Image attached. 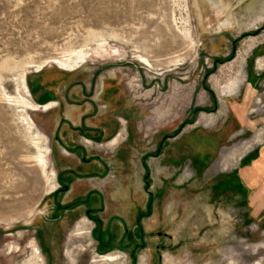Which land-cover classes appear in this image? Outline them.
<instances>
[{"label": "rangeland", "instance_id": "rangeland-1", "mask_svg": "<svg viewBox=\"0 0 264 264\" xmlns=\"http://www.w3.org/2000/svg\"><path fill=\"white\" fill-rule=\"evenodd\" d=\"M0 264H264V0H0Z\"/></svg>", "mask_w": 264, "mask_h": 264}, {"label": "crops", "instance_id": "crops-1", "mask_svg": "<svg viewBox=\"0 0 264 264\" xmlns=\"http://www.w3.org/2000/svg\"><path fill=\"white\" fill-rule=\"evenodd\" d=\"M86 106H88V105L86 104ZM69 116H71L70 117V119L72 120L71 122H76L79 119V117H76L74 114H70ZM82 151H84V149L82 147H80L78 150H76L77 153H81ZM75 157H76V154H75V152H73L71 159H68V163L66 164L67 168L64 171V173H66L67 175L68 174H73L72 170L73 171H78V169H83V168H81L82 163L80 161H78V160L74 161ZM69 161L70 162L72 161V163H70ZM86 161L87 162L85 163L84 171H95L96 168L99 167L98 163H95L92 159H87ZM70 176L66 177V178L68 180H71L72 178ZM80 184L81 183H77V180H74V181L69 183L68 188L67 187H65V188H67L68 190H72V189L76 188L77 186H79Z\"/></svg>", "mask_w": 264, "mask_h": 264}, {"label": "flooded vegetation", "instance_id": "flooded-vegetation-1", "mask_svg": "<svg viewBox=\"0 0 264 264\" xmlns=\"http://www.w3.org/2000/svg\"><path fill=\"white\" fill-rule=\"evenodd\" d=\"M139 244H141V243H139ZM136 245H137V243L134 244V246H136Z\"/></svg>", "mask_w": 264, "mask_h": 264}]
</instances>
